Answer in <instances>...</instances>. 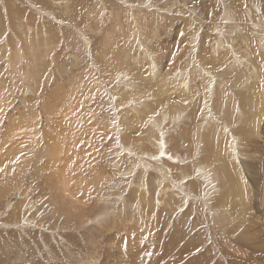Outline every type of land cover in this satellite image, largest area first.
I'll return each instance as SVG.
<instances>
[{"label":"rangeland","instance_id":"rangeland-1","mask_svg":"<svg viewBox=\"0 0 264 264\" xmlns=\"http://www.w3.org/2000/svg\"><path fill=\"white\" fill-rule=\"evenodd\" d=\"M0 264H264V0H0Z\"/></svg>","mask_w":264,"mask_h":264},{"label":"bare ground","instance_id":"bare-ground-1","mask_svg":"<svg viewBox=\"0 0 264 264\" xmlns=\"http://www.w3.org/2000/svg\"><path fill=\"white\" fill-rule=\"evenodd\" d=\"M211 24V23H210ZM205 47V48H204ZM204 47H203V50L205 51L206 50V46L204 45ZM205 55V54H204ZM189 81V80H188ZM140 82V81H139ZM140 85V84H139ZM249 104V103H248ZM148 111V110H147ZM255 111V110H254ZM253 110H252V112L250 113V114H253V113H256V112H254ZM233 113V112H232ZM149 115V114H148ZM144 116H145V114H144ZM143 116V117H144ZM151 116V115H150ZM251 116V115H250ZM256 116L257 115H253L251 118H252V120L254 121L255 120V118H256ZM139 122H140V120H138ZM239 121V120H238ZM248 122V121H247ZM187 133V132H186ZM174 143H175V141H174ZM55 144V143H54ZM54 144L52 143L51 145H53V146H49V152L48 153H51V156H50V165H51V169H53V170H57V169H59L60 170V163L58 162V161H62V158H60L59 156H58V158L57 157H55L54 156V154L55 153H62V151H61V148L59 147V145H58V148H55L54 147ZM175 145V144H174ZM67 150V149H66ZM67 152V151H66ZM54 153V154H53ZM64 155H66V154H64ZM57 156V155H56ZM47 158V159H48ZM64 160V159H63ZM201 161V160H200ZM199 161V162H200ZM65 163V162H64ZM49 165H47V167H48ZM198 166H200L199 164H198ZM197 166V167H198ZM65 167V166H64ZM67 167V166H66ZM76 167V166H75ZM74 167V168H75ZM233 167V166H232ZM222 168H223V170H224V174H225V172H227V176L225 177V180L226 179H228L229 181H227V192H225L224 191V195H234V196H236V189H235V187H234V185H233V180H232V178H231V176H230V168H229V165L227 164H224L223 166H222ZM47 169V168H46ZM52 170V171H53ZM67 170V169H66ZM180 170V169H179ZM58 171V170H57ZM171 171V170H170ZM67 172V171H66ZM181 172H184V171H181ZM56 173V172H55ZM61 173V172H60ZM60 173H59V176H60V179H59V181L61 182L60 183V186H61V188H62V190L64 191V192H66V193H68L67 192V188L69 187V185H68V176H67V173H64V174H62V175H60ZM180 173V172H179ZM57 176H58V173L56 174ZM70 175V174H69ZM58 176V177H59ZM230 176V177H229ZM71 177V176H70ZM235 179H236V177H235ZM237 180V179H236ZM70 183V182H69ZM237 183L239 184V180H237ZM166 189H168L167 187H166ZM222 194V195H223ZM165 199V198H164ZM220 199H222V198H220ZM219 200V199H218Z\"/></svg>","mask_w":264,"mask_h":264}]
</instances>
